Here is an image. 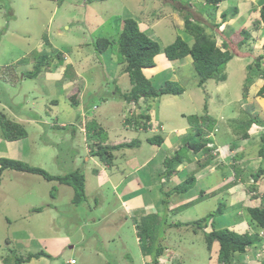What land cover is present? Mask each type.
<instances>
[{
	"label": "rangeland",
	"instance_id": "rangeland-1",
	"mask_svg": "<svg viewBox=\"0 0 264 264\" xmlns=\"http://www.w3.org/2000/svg\"><path fill=\"white\" fill-rule=\"evenodd\" d=\"M85 1L0 0V66L11 64L16 59L17 61L22 60L15 67V73L18 72L19 75H22L27 72L29 62L34 58L35 60H48L49 63L53 61L49 65L51 70H55V67L60 65H63L66 70V64L63 63L62 57H59V53L67 54L74 61L80 56L87 55L89 61L81 68L82 74H76L73 68H68L65 79L77 81H81L82 78L92 79L103 86L98 92L101 94L106 92L99 99L97 96H93L92 99L94 100L91 101H89L90 97L87 98L85 102H88V106L94 109L96 107V110L90 108L91 119L86 122L85 116L87 114L83 113L82 116L74 109L75 107L70 106L73 100H78L79 103V98L77 96L74 98L77 94L75 90L66 96L70 101L66 102L64 99L61 100L65 95L60 94V85L56 87V94L47 98L43 96L41 91L34 92L36 84L34 77L33 79H25L22 86L13 85L17 82L19 75L13 77L9 82L10 86L13 85L10 87L11 90H15L17 87V101L20 100L22 91L28 96L32 95L31 92H28L32 89L35 96L33 104L36 106L31 105L28 109L38 111L39 117L44 118V125L49 127H45L46 129L42 125L40 127V123L36 120L22 116L23 120L20 123L22 126L24 125L27 135L30 137L29 142L26 140L28 136L22 140L24 147L22 158H29L27 165L41 168L48 174L55 173V170L59 168L63 172H79L85 178V199L79 204H74L73 188L68 186L60 188L57 185L54 190L57 192L52 198L49 195L52 187L42 177L37 176V181L43 184L42 187H38L33 183L34 181L32 182L28 176H25L35 177L34 174L18 173L11 170L4 171L0 179V264H15L16 259L20 261L21 258L24 259L29 254L38 252H44L51 257L49 259L45 257L33 258L30 263L27 261L20 262V264H68L67 261L70 259H73L76 264H153L151 256L145 257L144 251L135 241L133 235L132 226L136 227V224L147 220L155 228L156 243L153 248L167 247L158 258L159 264L165 263L160 261L163 257L168 256V259L175 260L177 255L176 261L179 264H210L209 257L211 255L207 251L204 234L201 231H197L198 233L194 235L192 231L195 228L185 226L175 228L168 225L175 219L177 221L174 225H182L212 213L214 214L213 220L216 230L228 229L237 231L236 233L251 230L250 222L249 224L243 223V227L239 224L234 228L241 218L244 222L247 215L243 213L240 205L231 204L232 199H229L227 190L234 185L230 182H227L226 185L225 183L220 184L219 174L227 175V178L230 177L233 180L235 176L232 175L233 172L229 168H220L215 174L205 175L200 179L198 178L199 175L193 173L194 171L184 169L179 172V175H174L176 176L174 181L170 180V182L162 184L159 175L156 182L149 175L150 171H156L160 158L157 157L149 164L145 163L141 166L149 157L151 149L157 148L154 145H149L148 141L134 140L138 141L135 146H123L120 150H115L122 152L120 156H115L117 153L115 151L114 153L111 152V160L100 155L95 161L96 158L93 157V153L96 148L94 145L96 142L101 143L106 140L105 137H108V141L115 139L114 134L117 132H119V138L122 135H127V133L133 134L134 132L125 129L122 124L123 112L133 110L135 113H140L136 117H140L142 114L150 115L149 129L140 131L143 138L158 135L165 138L164 143L168 146L170 144L173 146L176 141L184 142L182 146L186 148V151L185 148L180 149H182L181 156L186 163L184 167L186 168L187 165H193L196 162L191 157L192 154H190L191 151L187 144H197L198 138L195 131L185 130L184 133L178 135L179 130L187 129L186 127L190 128L188 117L193 114L201 115L203 113L201 103L204 101V104L206 103L208 106L209 103H213L210 101L213 97L218 106L209 105L212 109L215 110L221 108L219 106H224L222 111L224 120H219L218 123L221 126L219 137L224 138V143L231 147L244 145L238 140V137L242 138V134L249 130L250 127L243 129V123L249 118H253L255 121L251 124L255 134L262 133L264 130L258 124L264 123V98L256 96V93L264 81L260 78L254 79L253 85L247 89V98H243V92L247 65L253 63L256 56L264 51V25L261 23L259 15L264 0H226V3L223 2L218 5L216 11L211 6H202L204 0H100L90 4H85ZM245 5L248 6V9ZM234 7L238 9V13L230 12L232 15L230 17L233 18H229L224 26L218 27L217 25L221 23L219 17L221 12ZM178 11L180 15L177 13ZM188 13L196 21L207 26L206 32L215 37L219 46L221 45L220 39L227 41L233 59L225 68L226 81L217 83L214 80H209L202 87H199V79L191 64L190 67L179 72V75L186 76L178 82L184 90L181 95L162 96L150 100V107L145 105L143 110L138 106L133 108V103L127 104L126 110L125 106L119 102V95L109 96V88L112 91L113 84L101 79L106 72L108 78H113L118 73L122 74L124 70L125 66L117 52V45L112 44L106 52L102 54L96 52L94 55L93 42L96 39L117 41L123 21L130 18L137 21L139 29L145 31L162 48L171 44L177 36L190 43V38L183 32V16ZM175 14L179 17L174 16ZM209 14L213 16V19ZM209 17L212 20L208 19ZM242 29H247L250 37L244 46H239L240 41L243 40ZM39 40H43L41 50H38ZM76 42L80 43V46L75 47ZM158 56H162L163 61H167L163 53ZM27 63L28 66H25ZM158 63L163 64L158 60L154 66ZM119 68L122 72L119 71ZM32 69H34V63ZM44 69H48V67H44ZM0 70L2 71L0 78L5 81L11 73H14L7 72L6 67H0ZM39 71H43L42 66L39 67ZM160 72L162 74L153 80V87L156 90L160 89L164 82L173 79L170 77L172 71L161 70ZM25 75L27 74L25 73ZM131 88L125 94H128ZM10 89L8 92L12 93ZM52 90L51 88V92ZM17 93L12 94L16 95ZM169 98L173 99V104L164 105V100ZM55 100L58 101L57 105L53 102ZM21 101L29 102L28 99ZM211 108L209 107V110ZM15 109L19 110V105L15 106ZM70 112H72V119L66 120ZM179 112H182L180 113L182 115H178ZM0 113L5 114V111L0 108ZM55 116L59 120L66 121L64 123L59 121L56 124ZM80 116L83 120H80ZM126 117L134 123L127 114ZM6 119L13 122L9 117ZM138 120L140 121V118ZM66 123L78 127L75 129V134L71 133L73 127L68 124L67 128H59ZM86 123L93 130L99 131L101 129L102 132L97 135H94L93 132V137H90V134L83 132L84 126H87ZM158 123L161 127H158ZM133 128L137 127L134 126ZM228 128L231 129L234 137L229 135ZM43 130L45 132L44 138L49 140L48 145L45 143L47 139L40 141V139L43 140ZM138 135L134 136L133 139H136ZM0 136H2L1 131ZM87 137L89 141H86ZM139 139L141 138L139 137ZM140 143L143 147L139 150L136 146H139ZM144 143H146L147 148L144 147ZM126 144H130V142ZM248 145L249 156L255 158L259 150L258 147H260L259 138L249 141ZM131 148L134 149L130 152L127 151ZM86 155L90 157L88 161ZM173 155L171 152L170 157ZM202 157H205V154ZM102 158H105L106 161H102ZM163 161L165 160L162 159L161 162ZM102 165L109 166L107 172L100 169ZM259 168L264 169V161H261L259 165H251L247 171L243 172V182L248 183L246 178L248 175L245 174L255 172ZM233 169L237 173V168ZM105 175H109L110 180L115 183L125 176L135 177L141 185L142 192L140 191L141 193L132 199L135 197L141 199L131 205L127 204V207L133 206L135 212L140 213L128 215L123 206L120 207L119 200L125 199L126 196H117L111 189L110 182ZM190 177H193L195 182L189 190L182 191L179 188L180 191L177 193L173 190ZM149 181H152V184L146 188ZM217 184L219 185L215 187V190H207V188ZM203 186L207 187L206 190ZM250 186L251 182L249 181L247 194L252 195ZM263 187H259L257 190L260 195L264 194ZM97 189L103 195L102 200L100 193L95 191ZM149 189L152 190L148 191ZM127 192L128 190L125 193L127 194ZM168 192H171V195L168 196ZM139 195L142 196L137 197ZM249 201L252 206L260 204L257 199L250 198ZM97 203L98 207L96 208ZM150 203L157 206L158 214L147 218L146 213L155 214L150 208ZM219 203L226 206L222 213H216ZM173 204H177V209L170 207ZM166 206L170 209L166 210ZM116 208L118 212L111 215L109 209ZM35 209H40V211ZM121 209L125 211V214ZM174 209L175 211L171 212ZM240 212L243 213L242 217L239 216ZM125 218L128 220L126 221ZM122 222L126 225L119 227ZM127 223L129 228H127ZM119 228L124 232V235L120 239L117 237L120 241L111 242L110 238L113 235L110 233L112 231L116 233ZM259 235L264 237V231H259ZM165 236L170 239L166 241V244L161 240ZM137 239L139 241L138 237ZM180 240L191 252L182 251ZM181 252L185 256L184 259ZM5 257L7 259H4ZM242 258L244 264L245 256L243 255ZM260 258L264 259V253Z\"/></svg>",
	"mask_w": 264,
	"mask_h": 264
},
{
	"label": "trees",
	"instance_id": "trees-1",
	"mask_svg": "<svg viewBox=\"0 0 264 264\" xmlns=\"http://www.w3.org/2000/svg\"><path fill=\"white\" fill-rule=\"evenodd\" d=\"M96 1L100 0H86L84 3L90 4ZM220 1L221 0H204L202 2V6H211L212 9L216 11ZM245 7L248 9L247 5H245ZM230 12H234L237 14L238 9L234 7L221 12L220 25L226 23L229 18H233L230 17L232 16L230 15ZM259 15L260 21L264 25V4L259 10ZM209 16L213 19V16L211 14H209ZM210 17L209 19L212 20ZM200 23L201 22H198L194 18H192L191 14L189 15V13L186 16H183V32L188 38H190L191 42L189 43L186 39L177 36L171 44L163 48L157 41L149 37L145 33V31H141L139 29L137 21L130 18H127L123 21L117 41H112L109 39H96L93 42L95 51L98 54L106 52L112 44L117 45V52L120 55L119 57L125 66L123 72L127 74L132 87L128 94L122 95L125 102H137L141 98H143L145 102H148V100H153L162 96H176L183 93V89L175 81L164 82V85L160 89L156 90L150 80L144 76L143 69L154 67L155 57L161 53L164 54L165 58L168 61L182 60L186 57H189L192 61L191 63L193 69L199 79V87H202L209 80H214L217 83L226 81L227 75L225 73V68L227 64L233 59V54L229 51V45L227 41L223 40L221 46H218L215 37L206 32L207 26H205L204 23ZM220 25L217 26L219 27ZM241 34L243 35V40L240 41L239 46H244L247 43L250 34L247 29H242ZM44 62V59L35 60L33 71L29 72L26 76L30 78L36 77L40 73L39 67H43ZM246 70L247 76L245 77L244 81L243 98H246V94L248 92L247 89L252 85L254 79L260 78L264 81V51L256 56L253 63L247 65ZM256 96L264 98V84L261 85L256 93ZM3 102L6 106H11V103L7 98L4 99ZM207 108L208 106L205 103L203 106V113L201 115L193 114L188 117L189 125L195 128V135L198 138V142L199 139L204 138V135L212 130L215 124V120L208 115ZM15 112H18L22 116L35 117L33 113L30 114L27 111L18 110ZM6 117V114L0 113V129L2 137L5 140H21L28 136L26 128L24 126L14 121L9 122ZM139 118L140 121L138 119L134 121L136 126L141 125L145 129L148 126L150 127L148 115L142 114V116L140 115ZM246 122L243 123V129H248L249 127H251V124L255 123L253 118L247 119ZM258 125L264 130V123ZM65 126L66 127L59 128L68 127V125ZM69 126L73 127V129H71V133L75 134V129L78 127L70 124ZM45 127L49 128L47 125ZM55 128L57 129L58 127ZM83 132L90 134V137H93V132L94 135H97L100 134L102 130H93L92 128H90V125L87 124L86 127L84 126ZM44 135L45 133L42 136L43 141L47 139L44 138ZM242 137L243 139L248 138L246 131L242 134ZM162 140L163 139L158 135H154L147 139L148 143L153 145L160 144ZM259 141L260 147L258 150V155L259 157L264 158V131L260 135ZM45 143L49 144V140H45ZM136 144H138V141H131L130 144H122L117 146L103 145V142L95 143L94 148L96 149L93 153V156L98 157L100 155H104L107 160H111V152L113 153L115 150H120L121 148H123V146L133 147ZM188 149L193 151L194 153L203 151L206 155H208L211 151V149L207 147L206 143L203 142H199L197 144H194L193 146L191 145ZM181 150L182 149L176 151L173 157L165 159V171L163 173L164 177L169 178L170 174L176 172L175 167L181 160ZM106 159L102 158L101 160L106 161ZM205 161H207V159ZM5 170L30 173L41 176L44 180L47 181L56 180L61 184L70 186L71 188H73L74 192V204H79L83 201V199H85V178L77 171L70 173L68 172L63 176H51L41 168L32 167L18 160L2 157L0 158V179L2 173ZM262 174H264V169L259 168L254 174L251 175V177L255 182H257ZM194 182L195 179L193 177H190L179 186H176L173 190H175L176 193L179 192L180 189H182V191H187L189 190V188H191V185H193ZM54 192L52 193V190L50 191L51 197H53ZM250 192L253 193L250 198L257 199L260 202L258 207H250L244 209V213L248 217V224L250 222L252 226V232L239 234L228 229L216 230L214 228V214L212 213H209L207 216L196 221L184 223L181 225L190 226L198 230L202 229V231L207 229L208 226L212 228L209 232H204V237L206 248L208 251L211 250L212 244L214 242L218 244V251L216 255L217 264H234L235 262L237 264H241L243 261L242 256L247 252V249L255 248L256 246L264 242V237H261L259 235V231H264V194L260 195L257 192V186L254 184L250 186ZM167 195H171V192H168ZM224 208L225 205L223 203H219L216 213H222ZM35 210L40 211V209ZM147 218H149V216H147ZM154 230L155 228L148 220L143 221L137 225V237L139 238V245L144 251L145 257L148 258V256H151V262L153 264H156L158 263V258L163 254L165 249L163 247L153 248V245H155L156 243V235ZM161 240L163 241V237ZM39 257H45L49 259L51 256L44 252H38L35 254H29L26 258H21L20 261L19 259H16L15 261L20 264V262H29L31 259ZM177 258L178 255L174 261H176ZM4 259H7V257H5ZM260 264H264V259L260 260Z\"/></svg>",
	"mask_w": 264,
	"mask_h": 264
},
{
	"label": "crops",
	"instance_id": "crops-1",
	"mask_svg": "<svg viewBox=\"0 0 264 264\" xmlns=\"http://www.w3.org/2000/svg\"><path fill=\"white\" fill-rule=\"evenodd\" d=\"M224 2H226V1H224ZM179 11L177 13L180 15ZM174 16L179 17L177 14H175ZM74 23H75V21H74ZM76 23H77V21H76ZM83 34H85V33H83ZM42 42H43V40H39L38 50H41L43 48L42 47L43 46ZM77 46H80V43L76 42L75 47H77ZM95 53H96V51L94 50L93 54L95 55ZM59 57H62L63 63L66 64V70H65V67L63 65L55 67V70H51L49 68V65L53 61H51L49 63L48 61L45 60L47 62L45 64V67H48V69H44V67H43V71L40 72L36 77H34V81L36 82L35 88H34V92L41 91L43 93L44 97H47V98L53 97V95H55L56 92H57L56 87L58 85H60V94L61 95H65V97H63L61 100L63 101V99H64V101L67 102L69 100H68V98H66V96L69 95L71 92H73V90H75V93H77V94L74 96V98L77 96L79 98V103H78V100L77 101L73 100V101H71L70 106L75 107L74 109H76V111L82 116H83V113H86L87 114V116H85L86 117V122L90 121V119H91V117L89 115L90 108L92 110H96V107L94 109L93 107L88 106V104H87L88 102H85V101H87L88 97L91 98L89 101L94 100V99H92L93 96H97V99H99L100 97H102L101 95H103L106 92H104L102 94L100 92H98V90L100 88H102L103 86H101L102 84H99V82L94 81L92 79L90 80V79H87V78H82L81 81L65 79V73H66L68 68H73V70H74V72L76 74H82L81 68L84 67L89 61L88 58H87V55L80 56L75 61L71 60V57L67 56V54H65V53H59ZM158 60H160L161 63H163V64L161 65V64L158 63L154 67L143 69L144 76L147 79L150 80L152 85H153L154 78H156V77H158L159 75L162 74V72H160L161 70L172 71V74L170 76L171 78H173L172 81H175L177 83L180 82L186 76L185 75H179V72L184 70L186 67H190L191 64H192L191 63L192 61H191V59H189V57H186V58H184L182 60H176V61H168V60L167 61H163V57L157 55L155 57V60H154L155 63ZM21 61L22 60L17 61V59L12 61L11 64H13V65H12L10 71H7V72H14L15 73V70H16L15 67ZM34 62H35V59L33 58V60L29 62V67L26 69L27 72H24L22 75H19L18 72L15 73V74L11 73V75L8 76L6 81L0 78V108H2L3 111H5L6 116L9 117L12 121H14V122H16L18 124H21L20 122L23 120L22 115L19 114L18 112H15V111H18L17 109H15V106L19 105V107H20L19 110L20 111H27L30 114L33 113V115L35 116V117H31V116H25V117H29L30 119L36 120L37 122L40 123V127L42 125L43 128H44L46 126V125H44V122H43L44 118L42 119L41 117H39L38 111H31L30 109H28V108H30L31 105H34V107L36 106L35 104H33V102H35V100H34L35 96L33 95L32 89L28 91V92H31L32 95H28V96H27V93L22 91L20 93V100L19 101L16 100V97L18 96L17 87H15V90H11L10 89V87H12L13 85L22 86L23 85V81L25 79H33V78H30V77H27L25 75V73L28 74L29 72H31L33 70L32 67H33V63ZM7 65H10V64H3L2 66L5 67ZM25 66H28V63L25 64ZM119 71L122 72L121 68H119ZM1 73L2 72H0V75H1ZM17 75H19V76H17ZM15 76L18 77V80H17V82L15 84L10 86L9 82ZM101 79L104 80L105 82L108 81L109 83L113 84V87L111 88L112 91H110V88H109V92H110L109 96H111V95H119V97H118V99L120 100L119 102L122 105L125 106L126 110H127V104H131V103H133V108H134V106H138V108L142 109L143 106H145V105H148V108L150 107L149 106L150 100H148V103H147V102H145V100L143 98L139 99L137 102H128V103L125 102V100L122 97V95H125V92H127L131 88V85H130V82H129V78H128V76H127V74L125 72H122V74L118 73L117 76L116 77L114 76L113 78H110V77L108 78L107 72H106L104 75H102ZM51 88L53 89L52 92H51ZM8 89H10L12 91V93H17V94L14 95L12 93H9ZM183 92H184V90H183ZM4 95H6V96H4ZM167 96L171 97L172 95H167ZM6 98L10 101L11 106H6L5 103L3 102L4 99H6ZM24 99H28L29 102L21 101V100H24ZM105 99H107V98H105ZM114 99H116V98H114ZM114 99H112V100H114ZM140 101H142V102L140 103ZM210 101H213V103H209V105L218 106L217 105V101H216V99L214 97ZM53 102H55L56 105L58 103L57 100H55ZM163 104L164 105L173 104V99H171V98L165 99ZM227 104L229 105L228 100H227ZM209 105H208V111L207 112H208V115L212 119L215 120V124H214L212 130L204 135L205 137L202 138L203 141H202V139H199V142L206 143L207 147H209V149H211V151L209 152L208 155H206L205 152H203V151H199L197 153H194L193 151L190 150L191 151L190 154H192L191 157L194 160H196L195 164H193V165L189 164V165H187L186 168H184L186 166V163L182 159L183 156H181L180 162L175 167L176 168V172L170 174V178H166V177H164V174H163L164 171H165V166H164V163H163L164 161L161 162V160L162 159L165 160V159L169 158L171 152H172V155H173L176 151L180 150V148L184 149L185 147L182 146L184 144L183 141L181 143L179 141H176L173 146H171L170 142L168 141L169 144H170V146H168L167 144L164 143V139L165 138L161 137L163 139L162 142L160 144L154 145L157 148H152L151 149V153H150L149 157L141 164V166L144 165L145 163L149 164L151 161H153L157 157L160 158L161 160L159 161V164L156 166V171H150L149 175H150L151 178H153L152 180L154 182H156L157 177L159 175L160 183H162V184L163 183L165 184V182H170V180L174 181L176 179V176H174V175H179V172L181 170H184V169H190V170L194 171L193 173H195L196 175H199L198 178L201 179L205 175L215 174L217 170H220V168H229L230 171L233 172L232 175L233 174L235 175L234 179L232 180L230 177L227 178V175H220L219 174L220 184L221 183H223V184L225 183V185H226L227 182H230L231 184L234 185L233 187L228 188V190H227L228 191V195H229V199L230 200L232 199V201H231L232 205H240L242 207L243 213H244V209H246V208L258 207L259 206V205H257V206L253 205L252 206L251 202L249 201L250 200V195H251V194L250 195L247 194L248 193L247 189L249 188L248 187L249 186V181L251 182V185L254 184V185L257 186V190L259 189V187H263L264 186V174H262V176H260V178H259V180L257 182H255L253 180V178L251 177V175L254 174L257 170L255 172H250L249 174H245V175H248V177L245 176L247 178V180H248V183L247 182L246 183L243 182V172L247 171V169H249L251 165H259V163L261 161H264V158L259 157L258 153H257L255 158L249 156V154H248V147H249L248 142L251 141V140H254L255 138H259L260 134H262V133H260L258 135L255 134V131H253L254 129L251 126L249 128V130L247 131L248 138L243 139V137L239 138L237 136L238 140L243 142L244 145H241V146H238V147L229 146L227 143L223 142L224 138H222V137L220 138L219 137L220 136L219 134H220L221 126H219L218 123H219V120L220 121L224 120L223 113H222L224 106L223 107L219 106L221 108L214 110ZM203 106H204V101L201 103V110L203 109ZM209 107L211 108L210 110H209ZM180 113H182V112H179L178 115ZM126 114L129 116V119L134 122L135 119H139V117H136V116L138 114H140V113L139 112L135 113V112H133V110H129L127 112L124 111L123 115H122L123 116L122 124H123L124 128L125 129H129L131 132H134V133L133 134L127 133V135H122L119 138L118 137L119 132H117V133L114 134V138L115 139H112L111 141H108V137H105L107 139L103 141V145H110V146H117V145H122V144L125 145L126 143H129V142L134 141V140H139L140 142H141V140H143V141L147 142V139L150 138V137H147L146 139L143 138V134H141L142 132H140V131L148 130L149 126L146 129L144 127H142L141 125L140 126H136L135 123H132V122H130L127 119ZM180 115H182V114H180ZM148 116H149V121H150V115L148 114ZM67 119H72V112H70L68 114V117H66V120ZM80 119H82L81 116H80ZM66 120H59L58 117L55 116L56 124L59 121H61V123H64ZM67 124L69 125L70 123L62 124L61 127H66L65 125H67ZM134 126H136L137 128H133ZM159 126L161 127V125L158 123V127ZM186 128L187 129L182 128V130H179L178 135L180 133H184L185 130H190L192 132L195 131L191 127L190 128L186 127ZM173 130H176V129H173ZM0 131H1V129H0ZM44 133L45 132L43 130V134ZM228 133H229L230 136L234 137V135L231 132L230 128H228ZM136 135H138L137 138L133 139L134 136H136ZM139 137L141 139H139ZM29 138L30 137L28 136L27 139H26L28 142H29V140H28ZM176 138H177V136L175 137V139ZM212 139H214V141H212ZM22 140L23 139L8 141V140H5L2 136H0V158L3 157V158H8V159L18 160L20 162L28 164L29 163V161H28L29 158H26V159L22 158L23 152H24V147H23ZM40 141L42 142L43 140L40 139ZM86 141H89V140L87 139ZM199 142H197V143H199ZM32 145H33V143H32ZM149 145H153V144H149ZM191 145L193 146V144H187V147L190 148ZM160 146H161V148H159ZM142 147H143L142 143H140L139 146H136V148L139 149V150ZM144 147L147 148L146 147V143H144ZM133 149L134 148H131V149H128L127 151L130 152ZM243 150H244V152H243ZM124 151H126V150H124ZM115 152H117L115 156H120L122 154L121 151H115ZM86 153H87V150H86ZM147 153H148V151H147ZM204 154H205V157H202V156H204ZM87 155H86V159L88 161L90 159V157H87ZM95 158H96L95 161H97V157H95ZM206 159H207V161H205ZM108 167H109L108 165H102L100 167V169L103 170V172H107ZM233 168H237V173L235 172V170ZM55 171H56L55 173H52L50 175L51 176H58V175H65V174L68 173V172H63V170L61 168H59V169H57ZM18 173H23V172H18ZM25 176H28V178L32 182L34 181L33 183L36 186H38V187H42L43 186V184L41 182L37 181V176L38 175H36L35 177H30L29 175H25ZM105 177H107V179L109 180V182H110L109 185H110L111 189H113L114 193L117 194V196H119V197L126 196L125 199L119 200L120 207L123 206V208L127 211L126 213L128 215H137L138 213H140V212H135V207H133V206L127 207V204L131 205L133 202L141 199V198L136 199V197L132 199V197H134L135 195H138L139 193L142 192L141 191V185L135 179V177L132 178L130 176L129 177L125 176L124 178L120 179L116 183L112 182L110 180L109 175H105ZM234 180H236V182H233ZM45 182L48 183V185H50V187H52V188H50V191L52 190V193L56 189L57 186H59L60 188H62V186H67V185L59 183L56 180H51V181L45 180ZM151 184H152V181H149V184L146 186V188H149V185H151ZM218 185L219 184L213 185V186H211L209 188L203 186V188H205L204 190H206V188H207L208 191H213V190H215V187L218 186ZM68 187H70V186H68ZM126 190H128L127 194L125 193ZM150 190H152V189H149L148 191H150ZM202 190H201V193L203 194ZM95 191H97V193L98 192L100 193V198L102 200V196L103 195L100 192V190L97 189ZM56 192H57V190L55 191L53 196L56 194ZM49 195H50V193H49ZM141 196L142 195H139L137 197H141ZM257 201L259 203V200H257ZM258 203H256V204H258ZM166 204L168 205V203H166ZM176 206H177V204H173L170 207L177 209ZM97 207H98V203L96 205V208ZM156 207L157 206L154 205V203H150V208L152 209V211H154L155 214H153V213L151 214L150 212H148V213L145 214V216H149V217L151 215L156 216V214H158V210H157ZM165 208H167V206ZM225 208H226V206H225ZM169 209L170 208H167L166 210H169ZM175 209L172 210L171 212L175 211ZM121 210H122L123 214H125V211H123V209H121ZM109 212L112 215V214L118 212V209L117 208L113 209V210L109 209ZM243 213L240 212L239 216L242 217ZM125 219H126V221L128 220V218H125ZM175 221H177V220L175 219V220L169 222L168 226L169 227H175V228H178L179 226H181V225H178V226L174 225ZM187 223H189V222H187ZM243 223H248V220H247L246 216H245L244 222H243V219L241 218L240 222L236 223L234 228H236L239 224H241V226L243 227ZM122 225L125 226L126 224L124 222H122L119 225V227H122ZM137 225L138 224H136V227H137ZM132 227L134 229L133 235L135 236V241L137 243H139V241H137L138 239L136 237V235H137L136 229L137 228L134 227V226H132ZM185 227L188 228L190 226H185ZM127 228H129L128 227V223H127ZM211 229L212 228L210 226H208L207 229H205L203 231H202V229H200V230L194 229V231H192V232H193L194 235H196L198 233L197 231H199V232L201 231L204 234V232H209ZM131 231L133 232V230H131ZM164 232H165V230H164ZM245 232H252V228L249 231H247V230L244 231V233ZM123 233L124 232H122L120 230V228L117 230L116 233H113V231H112L110 234H112L113 236L110 238V241L111 242H114L115 240L120 241L119 239L124 235ZM238 233L242 234L243 231L242 232H238ZM117 237H119V239H117ZM167 240H170V239H167L166 236H165V237H163V241L162 242H164L166 244ZM204 240H205V237H204ZM179 243L181 244L182 251L191 252L189 250V248L187 249L185 247L184 243L181 240L179 241ZM163 248L165 249L167 247L164 246ZM217 251H218V244L216 242H214L212 244L211 250L208 251V253L211 255V257H209L210 264H217V262H216V252ZM263 253H264V242L261 243L260 245L256 246L255 248L247 249V252L244 254V256H245L244 264H260V260H261L260 257L263 255ZM181 255H182V258L184 259L185 256L182 254V252H181ZM31 260L28 263H30ZM40 260H38V261H40Z\"/></svg>",
	"mask_w": 264,
	"mask_h": 264
},
{
	"label": "clouds",
	"instance_id": "clouds-1",
	"mask_svg": "<svg viewBox=\"0 0 264 264\" xmlns=\"http://www.w3.org/2000/svg\"><path fill=\"white\" fill-rule=\"evenodd\" d=\"M224 1H226V0H221L220 3H223ZM220 3H219V4H220ZM224 3H226V2H224ZM219 4H218V5H219ZM226 10H227V9H226ZM215 15H216V14H215ZM219 17H220V16H219ZM204 19H205V17H204ZM208 19H209V18H208ZM220 20H221V19H220ZM206 21H207V19H206ZM198 22H200V21H198ZM220 22H221V21H220ZM201 23H202V22H201ZM224 24H225V23H224ZM224 24H222V25H220V26H224ZM220 26H219V27H220ZM226 40H227V39H226ZM220 41H221V44H222V41H223V40L220 39ZM217 45H218V44H217ZM218 46H219V45H218ZM220 46H221V45H220ZM47 61H48V60H47ZM34 63H35V62H34ZM46 63H47V62L45 61L44 64H43V67H45V64H46ZM12 65H13V64H10V65L5 66L6 69H7V71H10ZM0 67H3V66L1 65ZM32 71H33V70H32ZM0 72H2V71L0 70ZM82 120H83V119H82ZM171 256H172V255H171ZM163 258H164V257H163ZM70 261H74V260H73V259L68 260V261H67L68 264H76L75 261H74V263H71ZM158 264H159V261H158ZM174 264H179V263H178L177 261H174Z\"/></svg>",
	"mask_w": 264,
	"mask_h": 264
},
{
	"label": "built area",
	"instance_id": "built-area-1",
	"mask_svg": "<svg viewBox=\"0 0 264 264\" xmlns=\"http://www.w3.org/2000/svg\"><path fill=\"white\" fill-rule=\"evenodd\" d=\"M175 258V256H172ZM160 261L165 262L164 264H174L173 259H168V256H165L163 259H160ZM71 263H74V261H70Z\"/></svg>",
	"mask_w": 264,
	"mask_h": 264
},
{
	"label": "bare ground",
	"instance_id": "bare-ground-1",
	"mask_svg": "<svg viewBox=\"0 0 264 264\" xmlns=\"http://www.w3.org/2000/svg\"><path fill=\"white\" fill-rule=\"evenodd\" d=\"M40 63V62H39Z\"/></svg>",
	"mask_w": 264,
	"mask_h": 264
}]
</instances>
